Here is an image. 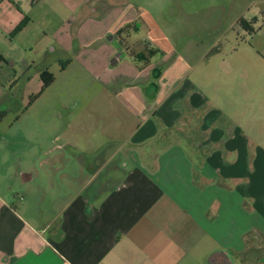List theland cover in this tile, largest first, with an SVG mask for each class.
<instances>
[{"label":"crops","instance_id":"crops-1","mask_svg":"<svg viewBox=\"0 0 264 264\" xmlns=\"http://www.w3.org/2000/svg\"><path fill=\"white\" fill-rule=\"evenodd\" d=\"M19 4L0 0L7 30L20 21ZM136 5L77 3L79 15L94 14L83 20L96 32L85 38L100 55L93 66L109 74L103 83L130 126L118 137L102 129L105 116L90 114L89 124H70L51 146L39 145L33 158L44 173L16 164L9 180L20 193L28 182L36 185L31 211L38 225L25 217L24 194L0 199V264H264V148L244 134L237 115L221 112L186 79L189 65L135 58L157 52L151 41L165 45L154 26L145 23L146 39L126 32L129 60L124 53L109 66L113 48L105 37L129 28Z\"/></svg>","mask_w":264,"mask_h":264},{"label":"rangeland","instance_id":"rangeland-1","mask_svg":"<svg viewBox=\"0 0 264 264\" xmlns=\"http://www.w3.org/2000/svg\"><path fill=\"white\" fill-rule=\"evenodd\" d=\"M81 1L19 0L20 21L7 30L0 20V199L24 194L25 217L33 226L38 225L31 211L36 185L28 182L19 192L8 176L16 164L44 173L33 158L41 153L39 145L51 146L70 124H89L90 114L105 116L102 129L118 137L124 138L130 126L122 104L112 98L114 89L103 83L109 74L93 66L100 55L86 40H94L96 32L83 20L94 14L79 15ZM133 1L139 14L126 32L134 41L146 39L148 23L164 37L162 48L151 41L158 50L146 56L158 65H189L186 79L211 94L221 112L237 115L244 134L264 148V0ZM238 18L255 22L247 29L235 25ZM205 65L207 70H201ZM49 76L54 80L41 91ZM220 116L217 122L225 126Z\"/></svg>","mask_w":264,"mask_h":264},{"label":"flooded vegetation","instance_id":"flooded-vegetation-1","mask_svg":"<svg viewBox=\"0 0 264 264\" xmlns=\"http://www.w3.org/2000/svg\"><path fill=\"white\" fill-rule=\"evenodd\" d=\"M241 19H237L236 20V22H235V25H238V26H241L240 24H239V21H240ZM254 22H255V20H254ZM254 22H248V25H247V27L250 29V26H251V24L252 23H254ZM243 25V24H242ZM243 27L245 28V26L243 25ZM120 30H118V31H116V32H114V33H110V34H108L107 36H109V35H111L113 38H112V40L111 41H108L107 39H106V37H105V41L109 44V45H111L112 46V48H113V55L114 54H116L117 52H121V56H120V61L123 59V56H124V53H126V50H128V42H127V39H126V37L128 36L127 35V33H126V31H123V32H119ZM147 51L148 50H145V55H143L142 53L140 54V56H142V57H140L139 56V53H135V58L137 59V60H144L145 62H148V57L146 56L147 55ZM112 55V56H113ZM111 56V57H112ZM145 57L147 58V59H145ZM120 61L117 63V65L120 63Z\"/></svg>","mask_w":264,"mask_h":264},{"label":"trees","instance_id":"trees-1","mask_svg":"<svg viewBox=\"0 0 264 264\" xmlns=\"http://www.w3.org/2000/svg\"><path fill=\"white\" fill-rule=\"evenodd\" d=\"M252 22H254V21H252ZM239 24L241 25V26H245V28H247V29H249L248 27H247V25H248V23L247 22H245L243 19H241L240 21H239ZM243 24V25H242ZM127 27H124V28H122L119 32H123V31H125V29H126ZM251 32H254L253 31V29H251ZM155 54V51L154 50H148L147 51V55H149V56H153ZM140 55V54H139ZM145 59H147L146 57H145ZM2 61V57H1V55H0V62ZM44 75H46V73H44ZM54 79H53V77H48V79H45L44 80V82H43V85H42V87H41V91H43V89L44 88H46V87H48L49 85H50V83L53 81ZM40 91V92H41ZM40 92L39 93H37L34 97H33V99H35L39 94H40ZM3 115H4V113H0V121H1V117H3Z\"/></svg>","mask_w":264,"mask_h":264},{"label":"water","instance_id":"water-1","mask_svg":"<svg viewBox=\"0 0 264 264\" xmlns=\"http://www.w3.org/2000/svg\"><path fill=\"white\" fill-rule=\"evenodd\" d=\"M112 38H113V37H112L111 35H109V36L106 37V39H107L108 41H111ZM120 56H121V52H117L116 54H114V55L110 58V60H109V66H110V67H114V66H116L117 63L120 61Z\"/></svg>","mask_w":264,"mask_h":264}]
</instances>
